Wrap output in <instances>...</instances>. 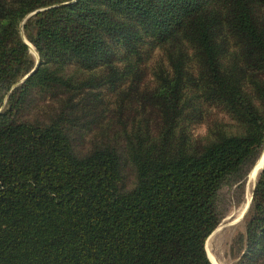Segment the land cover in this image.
Here are the masks:
<instances>
[{
  "label": "trees",
  "instance_id": "obj_1",
  "mask_svg": "<svg viewBox=\"0 0 264 264\" xmlns=\"http://www.w3.org/2000/svg\"><path fill=\"white\" fill-rule=\"evenodd\" d=\"M263 151L264 0H0V264H213ZM243 219L264 264V164Z\"/></svg>",
  "mask_w": 264,
  "mask_h": 264
},
{
  "label": "rangeland",
  "instance_id": "obj_2",
  "mask_svg": "<svg viewBox=\"0 0 264 264\" xmlns=\"http://www.w3.org/2000/svg\"><path fill=\"white\" fill-rule=\"evenodd\" d=\"M31 53L36 58V61H39L38 53L35 51L33 46L31 47ZM163 61L164 57L161 51L159 49H155L154 52H152L149 60L145 63L146 75L143 80V84H145L148 88H152L155 85L152 77V70L155 68V65L157 63ZM108 99L109 97H107V100ZM49 102L50 99H48V97L46 96H36L34 98L33 104L40 105ZM127 110L129 109L126 108L125 111ZM218 122H221L222 124H228L230 123V119L221 108H217L215 106H207L205 114L203 115V120H201L200 123L192 125L190 133L194 139L206 138L215 126L214 124ZM96 127L97 126H93V128H91L94 130ZM260 170L261 169H258V173L253 180L250 179L249 175L246 184V196L244 202L238 207L233 208L228 216L220 222L219 226L214 231L215 233L213 232L211 236L208 237L209 239L207 238L206 240L205 248L207 255L212 254L218 264H235L241 257L242 252H240V254L237 252L234 254L232 253V240L237 232L239 230H242L244 227L243 217H240L239 220L236 219L239 216L244 204L246 203L248 195L251 198V190L254 183L256 182Z\"/></svg>",
  "mask_w": 264,
  "mask_h": 264
},
{
  "label": "water",
  "instance_id": "obj_3",
  "mask_svg": "<svg viewBox=\"0 0 264 264\" xmlns=\"http://www.w3.org/2000/svg\"><path fill=\"white\" fill-rule=\"evenodd\" d=\"M21 30H22V25H21ZM23 38H24V36H23ZM24 41L28 44V46H29V48H30V50H31V47H32V45L30 44V43H28L27 42V40L24 38ZM38 63H39V61L37 60L36 61V63H35V65H34V67H33V69L27 74V75H25L19 82H18V84L20 83V82H23L29 75H31L36 69H37V67H38ZM260 161V169L263 167V164H264V151L262 152V154H261V156L259 157V159L257 160V162H256V164L258 163ZM255 164V165H256ZM255 167V166H254ZM254 167H253V169H254ZM252 169V170H253ZM251 170V171H252ZM251 173V172H250ZM250 173H249V175H250ZM249 175H248V178H249ZM247 181H248V179H247ZM256 182H257V179H256ZM256 182L254 183V185H253V187H252V191H253V189L255 188V185H256ZM252 191H251V193H252ZM250 201H251V198L249 199V201H248V204H247V206H246V209H245V213H246V211H247V209H248V207H249V204H250ZM245 213H244V215H245ZM219 226V225H218ZM217 226V227H218ZM216 227V228H217ZM215 231V230H214ZM213 231V232H214ZM212 232V233H213ZM211 233V234H212ZM210 234V235H211ZM209 235V236H210Z\"/></svg>",
  "mask_w": 264,
  "mask_h": 264
},
{
  "label": "bare ground",
  "instance_id": "obj_4",
  "mask_svg": "<svg viewBox=\"0 0 264 264\" xmlns=\"http://www.w3.org/2000/svg\"><path fill=\"white\" fill-rule=\"evenodd\" d=\"M260 161L255 165V167H254V169L251 171V173H252V176H251V178L250 179H255V177H256V174L258 173L257 171H258V169H260ZM251 175V174H250ZM252 191V190H251ZM249 199H250V196L248 195V197H247V201H246V203L244 204V206H243V208H242V210H241V212H240V214H239V216L237 217V219L236 220H239V218L240 217H244V213H245V209H246V206H247V204H248V201H249ZM219 229V228H218ZM215 233V232H214ZM214 240V239H213ZM208 248V247H207ZM215 251V250H214ZM209 255V257H210V259H211V261H212V263L213 264H218V262L216 261V259H215V257L212 255V254H208Z\"/></svg>",
  "mask_w": 264,
  "mask_h": 264
}]
</instances>
